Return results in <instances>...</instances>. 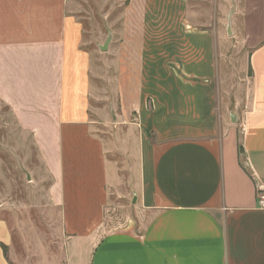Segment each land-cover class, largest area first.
I'll return each mask as SVG.
<instances>
[{
	"label": "crops",
	"instance_id": "1",
	"mask_svg": "<svg viewBox=\"0 0 264 264\" xmlns=\"http://www.w3.org/2000/svg\"><path fill=\"white\" fill-rule=\"evenodd\" d=\"M187 3L113 0L107 88L76 0H0V103L60 215L44 264H264V0L241 20L253 39L237 79L230 44ZM12 243L0 217V264Z\"/></svg>",
	"mask_w": 264,
	"mask_h": 264
},
{
	"label": "rangeland",
	"instance_id": "2",
	"mask_svg": "<svg viewBox=\"0 0 264 264\" xmlns=\"http://www.w3.org/2000/svg\"><path fill=\"white\" fill-rule=\"evenodd\" d=\"M76 1L78 14L85 18L81 48L90 57L91 76L104 78L105 81H99L100 86L104 82L102 87L108 88L114 77V54L112 49L107 47L102 51L101 47L107 40L112 47L117 44L121 8L114 6L113 0ZM259 4L260 0H188L187 3V12L197 28L220 31L230 44L229 67L236 79L243 55L253 39L245 35L241 20L246 14L256 12L254 8ZM243 46L245 51L241 49ZM49 185V176L31 137L17 127L7 107L0 103V217L11 229L10 257L14 264H44L45 254L50 257L61 250L60 215L49 201ZM125 215L129 217V212L122 214L123 219Z\"/></svg>",
	"mask_w": 264,
	"mask_h": 264
},
{
	"label": "built area",
	"instance_id": "3",
	"mask_svg": "<svg viewBox=\"0 0 264 264\" xmlns=\"http://www.w3.org/2000/svg\"><path fill=\"white\" fill-rule=\"evenodd\" d=\"M255 205L258 209L264 210V189H260L257 191Z\"/></svg>",
	"mask_w": 264,
	"mask_h": 264
},
{
	"label": "water",
	"instance_id": "4",
	"mask_svg": "<svg viewBox=\"0 0 264 264\" xmlns=\"http://www.w3.org/2000/svg\"><path fill=\"white\" fill-rule=\"evenodd\" d=\"M108 43H109V40H107V41L105 42V44L101 47V50H102V51H105V50L107 49V45H108Z\"/></svg>",
	"mask_w": 264,
	"mask_h": 264
}]
</instances>
